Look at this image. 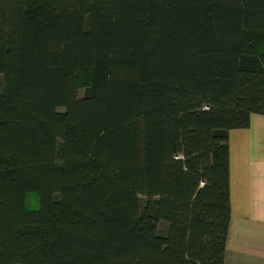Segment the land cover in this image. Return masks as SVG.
I'll return each mask as SVG.
<instances>
[{
  "label": "trees",
  "instance_id": "obj_1",
  "mask_svg": "<svg viewBox=\"0 0 264 264\" xmlns=\"http://www.w3.org/2000/svg\"><path fill=\"white\" fill-rule=\"evenodd\" d=\"M253 112L264 0H0V264H223Z\"/></svg>",
  "mask_w": 264,
  "mask_h": 264
},
{
  "label": "crops",
  "instance_id": "obj_2",
  "mask_svg": "<svg viewBox=\"0 0 264 264\" xmlns=\"http://www.w3.org/2000/svg\"><path fill=\"white\" fill-rule=\"evenodd\" d=\"M230 218L223 264H264V114L228 130Z\"/></svg>",
  "mask_w": 264,
  "mask_h": 264
},
{
  "label": "rangeland",
  "instance_id": "obj_3",
  "mask_svg": "<svg viewBox=\"0 0 264 264\" xmlns=\"http://www.w3.org/2000/svg\"><path fill=\"white\" fill-rule=\"evenodd\" d=\"M27 207L28 208H36V207H38V198H37V194L34 191L30 192L29 195H28Z\"/></svg>",
  "mask_w": 264,
  "mask_h": 264
}]
</instances>
